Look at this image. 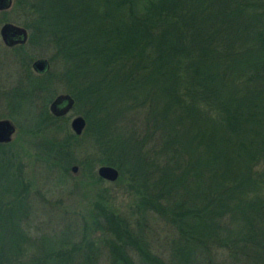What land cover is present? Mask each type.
<instances>
[{"label": "trees", "instance_id": "1", "mask_svg": "<svg viewBox=\"0 0 264 264\" xmlns=\"http://www.w3.org/2000/svg\"><path fill=\"white\" fill-rule=\"evenodd\" d=\"M18 1L38 16L18 48L50 47V66L56 57L64 69L35 76L27 60L0 96L37 111L32 128L45 131L67 124L48 111L62 83L82 110L84 134L99 144L92 162L121 176L130 165L141 180L137 218L98 206L54 264H177L151 252L143 231L150 217L176 229L185 264L195 253L201 264H264V0ZM114 101L143 114L145 130L102 147L101 123L91 130V117ZM69 134L42 141L57 164L76 162ZM19 174L17 191L28 192ZM42 233L35 243L49 238ZM24 237L17 247L31 241Z\"/></svg>", "mask_w": 264, "mask_h": 264}, {"label": "rangeland", "instance_id": "2", "mask_svg": "<svg viewBox=\"0 0 264 264\" xmlns=\"http://www.w3.org/2000/svg\"><path fill=\"white\" fill-rule=\"evenodd\" d=\"M37 17V15L31 17L24 4H19L18 0H12L9 9L0 11V29L7 23L22 27L27 30L29 38L30 32L35 33V31L25 26L30 25ZM19 46L24 45L8 48L0 37V93L3 90L11 91L18 75L22 73L20 72L22 63L26 62L27 66L28 60L29 65H32L37 59L49 60L54 56V50L50 47L39 49L28 45L27 48L24 47V50H20ZM50 63L53 73L56 76L61 74L64 63L56 57ZM32 72L35 76H39L33 70ZM54 89L56 94L52 100L57 95H70L60 82L54 84ZM11 97L4 98V94L3 97L0 96V119H8L16 127L13 141L3 144H11V147L0 148L1 264H17L27 258H30L29 264L32 260H35L34 264H39V261L41 264L57 263L56 253L60 247L69 246L72 240L77 239V235L73 236V232L78 228L82 231L84 219L92 221L90 215L98 213V206H107L126 218L138 217L135 210L141 191V180L140 177L132 176L130 165H127L126 169L123 167L124 173L122 176L119 173V178L115 182L103 179V181H95V176L99 177L97 169L104 166L96 159L94 163L91 160L101 155L99 144L88 132L84 134L86 127L81 135H76L70 128L73 118L82 117L81 108L79 111V108L73 107L65 119L67 124L58 121L53 127L48 126L44 131L32 128L36 123L33 116L38 112L36 111L34 115L29 113L24 103L18 102V99H11ZM5 104L8 106L5 107ZM49 105L50 103L48 109ZM81 106L84 110H91V104L81 102ZM160 108L162 107L158 105V110ZM144 117L143 114L138 115L131 110L130 102L114 101L108 105L107 109L104 110L103 105L102 110L95 111L91 117V130L94 129L96 121H100L103 133L100 144L104 147L109 140L119 135L131 138L134 132L144 131ZM68 133H71L69 136L76 137L72 139L68 136L70 138L69 149H74L76 162L60 161L62 164L60 165L57 164V156L55 157L49 149H45L42 141L45 138L53 141L63 140ZM73 166L77 167L76 173L71 170ZM18 174L24 185H29L28 192L18 193L15 182V175ZM143 231L153 254L165 262L174 259L177 264H185L181 256L185 255L186 251H180L181 246L176 242L178 235L174 227L165 225L158 218L150 217L143 226ZM27 232L31 241L26 240L23 244L26 238L24 235L26 236ZM41 232L49 238L43 239L45 242L42 244L35 243ZM19 235L23 237V240H19V247H17ZM24 246L27 252L23 253ZM189 257L192 260L187 264H201L198 263L200 259L198 253ZM223 258H215L213 264L230 262Z\"/></svg>", "mask_w": 264, "mask_h": 264}, {"label": "water", "instance_id": "3", "mask_svg": "<svg viewBox=\"0 0 264 264\" xmlns=\"http://www.w3.org/2000/svg\"><path fill=\"white\" fill-rule=\"evenodd\" d=\"M12 0H0V11L7 10L11 7ZM0 37L3 44L8 48L18 45H25L28 40L27 30L12 24H4L0 29ZM50 67L47 59L35 60L31 68L38 75L45 74ZM74 99L68 94L58 95L49 105V111L55 117H62L69 113L74 106ZM86 127V121L83 117L77 116L70 123L71 130L76 135H81ZM16 127L8 119H0V144H9L13 141ZM72 172H77V167H72ZM97 175L108 182H115L119 178V171L111 166H100L97 169Z\"/></svg>", "mask_w": 264, "mask_h": 264}, {"label": "flooded vegetation", "instance_id": "4", "mask_svg": "<svg viewBox=\"0 0 264 264\" xmlns=\"http://www.w3.org/2000/svg\"><path fill=\"white\" fill-rule=\"evenodd\" d=\"M50 69H51V68L49 67L48 71H47L45 74H43V75L48 74L49 71H50ZM57 96H58V95H57ZM57 96H56V97H57ZM56 97H55V98H56ZM55 98H54V99H55ZM54 99H53V100H54ZM53 100H52V101H53ZM52 101H51V102H52ZM51 102H50V103H51ZM73 107H74V106H73ZM72 109H73V108H72ZM48 110H49V109H48ZM49 112H50V111H49ZM69 113H70V112H69ZM69 113H67L66 115H64V116H62V117H55L54 115H52V116H54L55 118H66L67 115H68ZM50 114H52V113L50 112Z\"/></svg>", "mask_w": 264, "mask_h": 264}]
</instances>
